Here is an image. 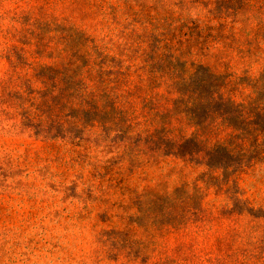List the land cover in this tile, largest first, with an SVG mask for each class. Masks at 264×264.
Instances as JSON below:
<instances>
[{
  "label": "rangeland",
  "instance_id": "1",
  "mask_svg": "<svg viewBox=\"0 0 264 264\" xmlns=\"http://www.w3.org/2000/svg\"><path fill=\"white\" fill-rule=\"evenodd\" d=\"M192 1L0 0V264H264V164L249 165V130L221 121L222 147L247 139L219 148L208 185L183 156L196 148L159 153L178 102L164 78L208 64L247 100L264 72V0ZM201 29L215 58L175 60ZM83 70L85 113L66 105ZM36 71L45 96L61 92L54 140L16 104Z\"/></svg>",
  "mask_w": 264,
  "mask_h": 264
},
{
  "label": "trees",
  "instance_id": "2",
  "mask_svg": "<svg viewBox=\"0 0 264 264\" xmlns=\"http://www.w3.org/2000/svg\"><path fill=\"white\" fill-rule=\"evenodd\" d=\"M207 3H209L207 0H194L189 5L203 7ZM202 32L201 29L197 38L192 39L189 49L170 52L174 54L175 60L186 58L187 55L191 58L203 57L207 60L215 58V47L201 35ZM69 46L70 44H67L66 50H61V54L66 52L67 60L71 59L70 53L68 55V52H71ZM68 68L71 66L69 65ZM71 70L67 69V76L71 77L73 74ZM84 74L83 70L80 74L73 75L84 88L77 96L69 92L66 105L85 113L90 110L91 94L94 89L91 90ZM51 76L53 82H57V76L55 74ZM47 81L45 75L36 71L31 75L30 80L18 85L14 92L18 93L16 104L25 116V125L34 129L39 138L54 140L50 131L57 120L53 101L61 92L54 87L48 91L49 97L45 96V88L49 87ZM164 81L167 88L172 93H176L178 102L168 111L170 116L172 115L170 123L165 126L158 124L161 129L166 130L159 143L160 154L169 157L170 155H165L164 152L175 148H196V151L192 149L191 153H185L183 156L187 158V163L192 159L195 162L199 161L197 166L205 169L203 182L208 185V180L215 179L214 174L219 170L218 160L221 156L219 148L230 152L231 148L234 149L239 142L242 144L247 139L242 135L237 137L236 141H229L222 147L218 139L222 121L223 126L226 123L232 124L237 132H240V129L249 130L247 135L249 165L254 167L264 164V72L252 81L247 100H239V84L237 85L228 75L218 74L208 64L200 65L187 77H178L173 73L164 78ZM177 120L179 122L175 124ZM79 121L81 123L80 119ZM79 127L83 129L85 126ZM187 129H190V135H187Z\"/></svg>",
  "mask_w": 264,
  "mask_h": 264
}]
</instances>
